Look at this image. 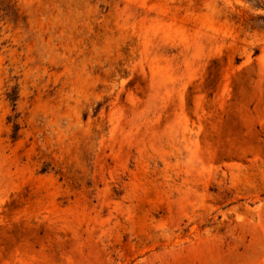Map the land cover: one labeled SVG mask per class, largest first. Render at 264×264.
<instances>
[{
    "label": "rangeland",
    "instance_id": "374dc122",
    "mask_svg": "<svg viewBox=\"0 0 264 264\" xmlns=\"http://www.w3.org/2000/svg\"><path fill=\"white\" fill-rule=\"evenodd\" d=\"M264 0H0V264H264Z\"/></svg>",
    "mask_w": 264,
    "mask_h": 264
},
{
    "label": "trees",
    "instance_id": "16d2710c",
    "mask_svg": "<svg viewBox=\"0 0 264 264\" xmlns=\"http://www.w3.org/2000/svg\"><path fill=\"white\" fill-rule=\"evenodd\" d=\"M255 25L256 28L264 30V17H259Z\"/></svg>",
    "mask_w": 264,
    "mask_h": 264
}]
</instances>
